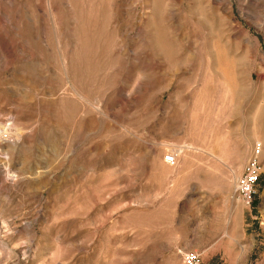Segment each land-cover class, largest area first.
Here are the masks:
<instances>
[{
  "label": "rangeland",
  "instance_id": "374dc122",
  "mask_svg": "<svg viewBox=\"0 0 264 264\" xmlns=\"http://www.w3.org/2000/svg\"><path fill=\"white\" fill-rule=\"evenodd\" d=\"M188 252L264 264V0H0V264Z\"/></svg>",
  "mask_w": 264,
  "mask_h": 264
},
{
  "label": "built area",
  "instance_id": "2783aa9c",
  "mask_svg": "<svg viewBox=\"0 0 264 264\" xmlns=\"http://www.w3.org/2000/svg\"><path fill=\"white\" fill-rule=\"evenodd\" d=\"M260 148V147H259ZM260 149L256 150V154L246 165L243 175L239 180L236 188V194L245 204H252L255 201L257 190L256 184L259 179L260 162L258 156ZM164 162L170 166L176 164V156L174 153H168L164 157ZM184 264H202L201 255L197 252H188L183 254Z\"/></svg>",
  "mask_w": 264,
  "mask_h": 264
}]
</instances>
